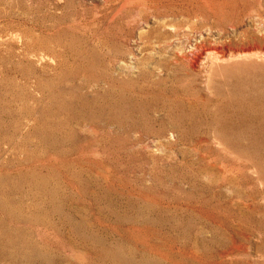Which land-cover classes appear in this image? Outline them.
<instances>
[{
    "label": "rangeland",
    "instance_id": "1",
    "mask_svg": "<svg viewBox=\"0 0 264 264\" xmlns=\"http://www.w3.org/2000/svg\"><path fill=\"white\" fill-rule=\"evenodd\" d=\"M0 264H264V0H0Z\"/></svg>",
    "mask_w": 264,
    "mask_h": 264
},
{
    "label": "bare ground",
    "instance_id": "2",
    "mask_svg": "<svg viewBox=\"0 0 264 264\" xmlns=\"http://www.w3.org/2000/svg\"><path fill=\"white\" fill-rule=\"evenodd\" d=\"M247 52V51H246Z\"/></svg>",
    "mask_w": 264,
    "mask_h": 264
}]
</instances>
